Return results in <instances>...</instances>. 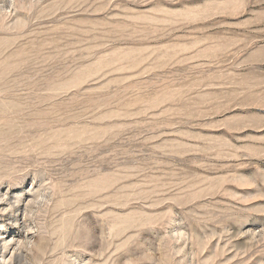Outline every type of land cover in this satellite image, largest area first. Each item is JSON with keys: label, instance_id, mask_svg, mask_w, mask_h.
I'll use <instances>...</instances> for the list:
<instances>
[{"label": "rangeland", "instance_id": "374dc122", "mask_svg": "<svg viewBox=\"0 0 264 264\" xmlns=\"http://www.w3.org/2000/svg\"><path fill=\"white\" fill-rule=\"evenodd\" d=\"M0 264H264V0H0Z\"/></svg>", "mask_w": 264, "mask_h": 264}]
</instances>
